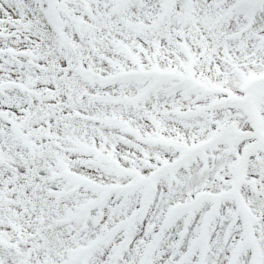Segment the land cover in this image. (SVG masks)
I'll list each match as a JSON object with an SVG mask.
<instances>
[{"label":"snow or ice","instance_id":"1","mask_svg":"<svg viewBox=\"0 0 264 264\" xmlns=\"http://www.w3.org/2000/svg\"><path fill=\"white\" fill-rule=\"evenodd\" d=\"M0 264H264V0H0Z\"/></svg>","mask_w":264,"mask_h":264}]
</instances>
